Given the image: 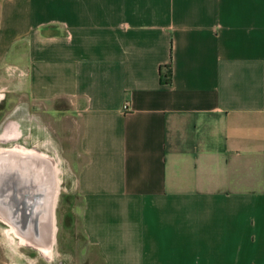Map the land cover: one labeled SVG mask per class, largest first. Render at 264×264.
<instances>
[{
	"label": "crops",
	"instance_id": "crops-1",
	"mask_svg": "<svg viewBox=\"0 0 264 264\" xmlns=\"http://www.w3.org/2000/svg\"><path fill=\"white\" fill-rule=\"evenodd\" d=\"M55 124L75 264H264V0H0V148Z\"/></svg>",
	"mask_w": 264,
	"mask_h": 264
},
{
	"label": "rangeland",
	"instance_id": "rangeland-1",
	"mask_svg": "<svg viewBox=\"0 0 264 264\" xmlns=\"http://www.w3.org/2000/svg\"><path fill=\"white\" fill-rule=\"evenodd\" d=\"M50 121L52 126V120ZM52 128L53 131L45 128L40 130L43 135L42 138H38V141L35 138H24L26 146L39 150L48 172V178L51 179V183L56 180L59 187L54 206L56 229L51 254L45 258L37 249L20 244L9 231L7 224L0 220V249L3 262L15 259L20 264H75L77 258L75 245H80L82 240L76 223L80 206L76 192V178L82 158L78 153L72 133H69V137L65 135L69 131H63L65 133L57 131V124ZM0 146L10 145L0 143ZM53 172H56L55 175ZM49 185L52 184L49 183Z\"/></svg>",
	"mask_w": 264,
	"mask_h": 264
},
{
	"label": "bare ground",
	"instance_id": "bare-ground-1",
	"mask_svg": "<svg viewBox=\"0 0 264 264\" xmlns=\"http://www.w3.org/2000/svg\"><path fill=\"white\" fill-rule=\"evenodd\" d=\"M44 173L48 176L38 152L16 146L0 148V220L20 244L32 246L48 258L54 243V206L59 187L56 180L51 183V179L43 177ZM39 228L50 235L48 247L36 245L23 235L24 232L37 235Z\"/></svg>",
	"mask_w": 264,
	"mask_h": 264
},
{
	"label": "trees",
	"instance_id": "trees-1",
	"mask_svg": "<svg viewBox=\"0 0 264 264\" xmlns=\"http://www.w3.org/2000/svg\"><path fill=\"white\" fill-rule=\"evenodd\" d=\"M160 81L163 83H169L170 81V65L165 64L160 67L159 70Z\"/></svg>",
	"mask_w": 264,
	"mask_h": 264
},
{
	"label": "water",
	"instance_id": "water-1",
	"mask_svg": "<svg viewBox=\"0 0 264 264\" xmlns=\"http://www.w3.org/2000/svg\"><path fill=\"white\" fill-rule=\"evenodd\" d=\"M40 232H42V233L44 232V235H45V231H44V229H40V228H39V233H40ZM33 237H36V239L39 240V235H38V236H33Z\"/></svg>",
	"mask_w": 264,
	"mask_h": 264
},
{
	"label": "flooded vegetation",
	"instance_id": "flooded-vegetation-1",
	"mask_svg": "<svg viewBox=\"0 0 264 264\" xmlns=\"http://www.w3.org/2000/svg\"><path fill=\"white\" fill-rule=\"evenodd\" d=\"M26 198L29 199L28 197H26ZM30 203H31V202H30ZM30 203H29V204H30ZM29 206H30V205H29ZM31 209H32V207H31ZM9 217H11V219H13L12 217H14V216H13V215H9ZM34 225L37 226L36 223H34Z\"/></svg>",
	"mask_w": 264,
	"mask_h": 264
}]
</instances>
